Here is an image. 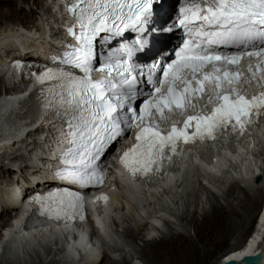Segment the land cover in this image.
<instances>
[{"label": "snow or ice", "instance_id": "obj_1", "mask_svg": "<svg viewBox=\"0 0 264 264\" xmlns=\"http://www.w3.org/2000/svg\"><path fill=\"white\" fill-rule=\"evenodd\" d=\"M163 2L71 0L67 4L79 29L68 28L76 44L70 45L58 61L69 67L58 72L47 69L37 77L38 84L53 82L49 107L66 117L65 135L70 148L61 161L66 167L54 173L56 178L79 187L102 182L97 176L98 172L102 174L101 157L134 124L138 129L135 143L123 152L120 163L136 176L159 171L182 144L216 139L221 129L230 127L243 136L255 118L264 115V90L251 97L244 94L239 67L243 57H250L257 61L256 73H264L260 68L264 63V0H185L189 6L181 7L176 18L186 30L182 47L173 49L175 58L170 62L165 59L168 54L154 61L141 88L144 81L132 75L133 53L143 50L149 33H172L177 27L174 20L162 26L156 24ZM129 31L140 34L137 44L126 49L127 59L121 56L113 60L108 53L116 43L123 42ZM252 60L246 67L255 76ZM96 71L101 73L100 79L93 77ZM157 73H162L164 79ZM177 82L183 87L178 88ZM133 89L139 104H133ZM145 91L147 96L142 98ZM205 98L213 103L210 112L185 116L196 106L194 99ZM177 117L184 118L181 122ZM193 123L195 130L189 132ZM64 195L76 201L82 199L69 191L37 196L33 202L49 201L57 211L75 208V203L66 202ZM241 264H248V258H242Z\"/></svg>", "mask_w": 264, "mask_h": 264}, {"label": "bare ground", "instance_id": "obj_2", "mask_svg": "<svg viewBox=\"0 0 264 264\" xmlns=\"http://www.w3.org/2000/svg\"><path fill=\"white\" fill-rule=\"evenodd\" d=\"M40 1L49 4L48 7L46 6V17L40 18V22L33 27H27L25 25L16 29L15 26L11 28L9 26L8 28L0 27V50L8 49L9 51L0 52V68L6 63L7 58L12 59L16 55H20L18 47L21 49L33 48L42 51L49 48L53 42L54 44L57 43V41L52 39L51 33L46 36L47 31L52 30V26H57V20L60 14L59 9L56 13L54 11V8L57 7V2L56 0ZM14 5L15 2L0 0V21L14 20L16 16ZM19 12L23 14V9H20ZM23 15V22H20V24H26L25 21L28 17H26V14ZM48 27L49 29H47ZM20 29H24L25 32ZM6 91L10 92L15 98H9L6 95ZM18 91L19 88H13V86L6 87L0 79V157L9 160L8 167H11H3L2 169V166H0V211H2V215H9L13 211V207L16 205L15 197L27 192V186H29L26 184L27 176L30 177V175L39 174L41 172L40 165L42 166V162L44 161L39 151L36 154L32 151L30 153L33 154V157L31 158L29 153L28 160H24L22 159V155H18L23 160V163L28 165H24L25 167L23 168L22 165H19L18 169H16L15 163L17 162L13 159L14 157H10L12 154L8 155L7 151L13 153L19 152L21 148L25 150V153L28 152L30 148L28 142L30 141L35 143L38 149L40 148L38 147L39 144L34 140L36 139L34 137V131H21V129H24L22 127L24 118L21 117V113L27 110V106H23L20 110L17 108L14 109L18 96L15 93ZM24 133H26V136H24ZM13 134H15V140L8 137ZM2 139L6 141L3 142ZM254 164V168L252 169L241 162L233 164L232 166L225 164L222 168L212 166L205 169L194 164L183 172L180 180L168 179L158 186L156 189H160L159 197L142 190L139 186L126 188L127 186L122 185V188H119L117 194L113 196V204L116 206V209L110 217L114 218V224L109 225L110 228L107 227L100 232L101 235L105 236L100 245V249L103 251V257L96 264H132L128 260V257L133 256V254L138 256L137 260L142 264H207L214 257L216 251L226 246L229 238L233 236L237 237L238 242L230 245L222 255V259H225L226 262L216 261V263L229 264L230 261H236V264H241L242 258L245 256L259 253L262 259L258 264H264V248L262 247V243H260L262 234L264 233V221L257 222V231H255V234L253 233L257 239L250 240L247 244H243L244 236L247 232L243 234L240 231L254 217L253 213L259 202V195L262 194V190L258 186V181L261 176H264V144L262 150L256 153ZM14 168L20 172L21 180H18L19 178L16 179ZM24 170L26 171L23 172ZM236 170L248 172L247 178L242 181L234 178L230 173H236ZM255 171H259V173L255 174ZM6 179H10L11 182L5 181ZM203 183L211 187H207ZM197 185H201L200 190L203 192H208L207 203L202 208L198 200L199 196L195 193V186ZM212 188L222 193V198L226 203L225 209L219 207L213 200L214 191ZM167 203L175 207L176 214L174 210L172 211L170 209L171 207ZM194 205L198 209L201 208L200 220L196 216L190 217L189 215V209ZM207 205L209 206L207 207ZM107 206L110 207L112 205ZM263 206L262 210L264 209ZM12 213L17 216L18 210H14ZM120 213H123L122 218L119 216ZM168 214L177 218L179 226L184 227L186 231L190 229H192L193 233L197 231L196 239L191 240V237H186V235L179 233L170 224L168 225L170 229L168 232H164L154 226L156 224L162 225V222L170 223L165 218V215ZM262 217L264 218V213ZM233 218H237V220ZM146 223V234L153 231L158 238H147L146 240L148 241L144 243L140 250L134 246V243H136ZM3 224L4 222L0 216V226H3ZM120 227L123 228L124 236L130 240V243L127 244L130 246V251L124 247L121 249L114 247L108 253L107 249L113 245L111 235H114V232ZM47 234L46 230H41L28 235V246L23 249V252L29 254L30 250L35 251L40 246L45 248L47 257L51 256L50 250H48L50 248L52 250V256L59 258L61 256V252L59 251V247L61 246L59 239L61 236L52 233L55 237V239H52ZM18 236L16 233L7 232L2 238L6 254L9 253L12 243L15 246L21 243V239ZM39 237H42L41 240L34 239ZM210 244H213L215 247L213 251L205 249ZM71 249H73V244ZM113 256L118 257V259L114 260ZM2 259L4 260L2 264H19L12 254L0 260ZM94 259L95 256H93L90 262L91 264H94ZM132 260L135 261L133 258ZM139 261L137 264H141ZM54 262H50V264H54ZM67 262L64 261L65 264H68Z\"/></svg>", "mask_w": 264, "mask_h": 264}, {"label": "rangeland", "instance_id": "obj_3", "mask_svg": "<svg viewBox=\"0 0 264 264\" xmlns=\"http://www.w3.org/2000/svg\"><path fill=\"white\" fill-rule=\"evenodd\" d=\"M8 1H11V2H15V5H14V9H15V18L13 21H9V20H1L0 21V27H4V28H8V26L11 28V27H14L15 26V29L18 28V27H23L22 25H25L27 27H33L34 25H36L39 21L40 18H45L46 17V13H47V7H48V3L46 4L44 1L41 2L40 0H26V1H21V0H8ZM47 6V7H46ZM20 9H23V14H26V18L27 20L25 21L26 24H20V22H23V17L24 15L23 14H20L19 10ZM17 26V27H16ZM2 50V51H1ZM0 52H9L8 49H1ZM7 136V135H5ZM4 136V137H5ZM10 137L11 139H16L15 137V134H13L12 136H8ZM3 142H5L6 140L5 139H2ZM35 140V139H34ZM36 141V140H35ZM37 142V141H36ZM29 144V149H28V152H24L25 150L23 148L19 149V148H14V149H19V152L21 150V152H10V151H7L8 152V155H11L10 157H14L13 159H15V168L18 169V166L19 165H22V166H26L28 164H25L23 163V160H28V155L30 152H34V154H36L38 151H39V154L41 153V149H38L36 146H35V143L33 142H28ZM2 145H5V144H2ZM27 150V149H26ZM18 151V150H16ZM36 151V152H35ZM18 155H22L23 158L21 159V157H19ZM5 157V156H4ZM30 157L32 158L33 157V154L30 153ZM17 160V161H16ZM8 161L9 160H5L3 159V157H0V166H2V169L3 167L4 168H11V167H8ZM28 162V161H27ZM11 163V162H10ZM11 166V165H9ZM28 167V166H27ZM14 168V171L16 172V179L18 180H21V174L20 172H18V170H15ZM1 169V167H0ZM26 170H24L23 172H25ZM10 179H6L5 181H8V182H11V180L9 181ZM258 186L261 188L262 190V194L259 195V202L254 210V213H253V217L252 220L247 223L246 225H244V227H242V229L240 230L243 234H245L246 232V235L244 236V243L243 244H247L250 240H255L257 239L256 238V235L255 234V231H257V226H258V223H257V220H258V215H260V212L262 210V206H263V203H264V176H261L259 181H258ZM195 193L199 196L198 200L200 201V207L202 208L203 206L206 205L207 203V196H208V192H203L202 190H200L201 188V185H197L195 186ZM229 188V187H228ZM213 191H214V201L215 203L219 206V207H222V208H226V203L224 201V199L222 198V193L217 190V189H214L212 188ZM228 190V189H227ZM205 191V190H204ZM197 196V197H198ZM1 204V203H0ZM169 207H171L170 209L173 211L174 210V213L176 214L177 211L175 209V207L173 205H170L169 203H167ZM197 204V203H196ZM209 205H207L208 207ZM201 208L198 209L195 205L192 206L190 209H189V215L190 217L192 216H196V218H198L200 220V213H201ZM121 212V211H120ZM120 218L123 217V213L121 214L120 213ZM165 218L166 220L168 219L170 221V223H165V222H162L163 224L161 225V228L162 229H165L163 230L164 232H168L170 231L168 225H173L177 231L181 234H184L186 235V237H191V240H195L196 239V235L198 234L197 231H195L193 233L192 229H190L189 231H186L184 229V227H180L179 226V221H177V218H175L174 216L172 215H165ZM172 218V219H171ZM233 219H236L237 218H233ZM168 221V222H169ZM146 222H149V221H146ZM146 227H147V223L145 225V228H142V231H141V234L139 235V238L136 240V243H134V246L138 249H140L144 243L148 240H144L145 238V230H146ZM123 228L120 227L118 230H116L114 232V235H111L112 239V243L113 245H111L107 251L109 253V251L111 250V248H118V249H121V248H125L126 250L130 251V246H128L127 244L130 243V240L127 239L124 234H123ZM254 233V234H253ZM252 235H254V237H252ZM155 238H158L157 236L155 237H152V239H155ZM250 238V240L248 241V239ZM253 238V239H252ZM151 240V239H150ZM238 242V239L237 237L233 236L231 238H229V241H228V244L224 247H222L221 249H218L216 251V253L214 254V257L207 263V264H218L219 261H225V259H222V255L225 253V251L227 250V248L232 245V244H236ZM262 243V247L264 248V233L262 234V240L261 242ZM201 246V244H199ZM47 249V248H46ZM206 250H209V251H213L215 249L214 245L213 244H210L209 246H207L205 248ZM48 250H50V257H47L46 254H45V248L44 247H38L35 251H29V254L28 253H24L23 252V256L20 257V254L17 255L16 253H12V255L14 256V258H16L15 260L19 263V264H50V262H54V264H65L64 262H60L58 260H56V257H53L52 256V250L50 248H48ZM141 250V249H140ZM132 254V252H131ZM135 260L133 261L132 258ZM135 257V258H134ZM114 260L118 259V257H115L113 256ZM138 256L134 255L133 256H129L128 257V260L134 264L136 262H138L139 260H137ZM216 261H218L216 263ZM4 262V260H0V264H2ZM140 262V261H139ZM226 262V261H225ZM141 263V262H140ZM142 264V263H141ZM220 264V263H219Z\"/></svg>", "mask_w": 264, "mask_h": 264}, {"label": "water", "instance_id": "obj_4", "mask_svg": "<svg viewBox=\"0 0 264 264\" xmlns=\"http://www.w3.org/2000/svg\"><path fill=\"white\" fill-rule=\"evenodd\" d=\"M2 254H4V250L2 251ZM244 258H248V264H258L262 259L259 253L255 255L245 256Z\"/></svg>", "mask_w": 264, "mask_h": 264}]
</instances>
